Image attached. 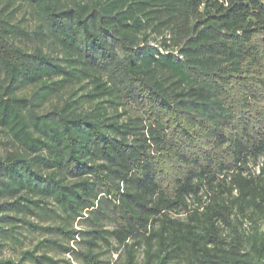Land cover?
I'll use <instances>...</instances> for the list:
<instances>
[{
    "label": "trees",
    "instance_id": "16d2710c",
    "mask_svg": "<svg viewBox=\"0 0 264 264\" xmlns=\"http://www.w3.org/2000/svg\"><path fill=\"white\" fill-rule=\"evenodd\" d=\"M13 1L61 57L16 46L0 9L14 146L0 156V241L59 235L87 246H60L82 264H104L102 247L117 255L107 264H264V0ZM148 31L169 36L165 51ZM29 260L58 264L37 248L0 264Z\"/></svg>",
    "mask_w": 264,
    "mask_h": 264
},
{
    "label": "rangeland",
    "instance_id": "374dc122",
    "mask_svg": "<svg viewBox=\"0 0 264 264\" xmlns=\"http://www.w3.org/2000/svg\"><path fill=\"white\" fill-rule=\"evenodd\" d=\"M94 0H62L61 4L63 5H73L74 3L80 4H91ZM5 16L10 21L11 25L16 26L20 31H24L25 34H22L20 31L12 36V42L28 52H33L36 48H41L45 53H49L55 57H61L59 50L55 47L52 39L43 38L38 35L40 32L41 22L35 12L26 4H23L18 1L13 0H0V9L5 8ZM150 30V29H149ZM150 33L149 44L152 48H156L159 51H165L163 49V38L169 39V36H162L160 34ZM169 53L179 56L178 48L169 47L166 49ZM162 53V52H161ZM78 86H76V89ZM32 91V87L24 89L21 94H29ZM81 94V93H79ZM58 99H52L43 109L46 111L51 108L52 105L58 104ZM121 111H124L127 116H136L138 111L136 108H133L130 105H125ZM120 111V112H121ZM14 149V146L11 142L9 135L0 128V156H3L5 153ZM257 166L254 164H249L244 173L250 175L255 173ZM33 222L39 223L40 225H50L58 224L60 220L58 218L45 219L42 217V220L32 219ZM40 221V222H39ZM106 226L109 227V221H106ZM82 226H85L82 223ZM80 225H75V229H78ZM252 224L249 220H244L243 228L246 233L252 232ZM110 228V227H109ZM260 230H264V223H260ZM57 242L53 244L51 242ZM4 246L0 249V262L2 261H11L18 263L21 259L22 253L24 251H33L37 248V255H47L53 258L58 264H82V262L74 255L65 254L60 246H69L75 248L76 252H89L85 244H77L73 242L66 241L59 235L47 234L44 232H35L29 233L26 230H17L15 231V237L2 239L0 241ZM99 260L104 264L113 263L117 259V255L114 250L107 249V247H102L95 249L93 251ZM36 262L29 260L27 264H35Z\"/></svg>",
    "mask_w": 264,
    "mask_h": 264
}]
</instances>
